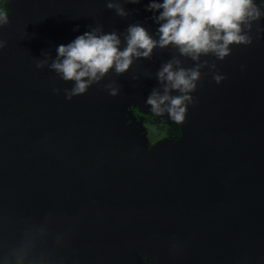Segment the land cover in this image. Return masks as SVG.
Instances as JSON below:
<instances>
[{
	"label": "water",
	"instance_id": "water-1",
	"mask_svg": "<svg viewBox=\"0 0 264 264\" xmlns=\"http://www.w3.org/2000/svg\"><path fill=\"white\" fill-rule=\"evenodd\" d=\"M107 2L0 0V264H264V16L251 44L201 56L215 73L177 124L146 105L163 63L194 67L172 46L71 100L73 82L36 68L95 27L159 39L151 0H121L124 18ZM146 124L165 135L152 143Z\"/></svg>",
	"mask_w": 264,
	"mask_h": 264
},
{
	"label": "clouds",
	"instance_id": "clouds-1",
	"mask_svg": "<svg viewBox=\"0 0 264 264\" xmlns=\"http://www.w3.org/2000/svg\"><path fill=\"white\" fill-rule=\"evenodd\" d=\"M139 2L123 0L124 4ZM106 8L121 18L130 14L125 11L121 0H108ZM145 10L153 13L151 19L159 25L156 33L159 39H154L139 24L129 25L119 35L95 27L71 43L59 45L56 58L50 64L49 54L42 53L45 58L37 62L36 68L47 66L62 81L73 82L70 90H64L66 99L71 100L99 84L110 70L117 76L122 75L134 61L150 60L154 49L172 46L180 57L193 61L194 67L185 68L176 57L163 63L156 73L159 88L152 90L146 105L155 116L167 115L175 123L182 124L189 105L194 103L191 94L201 80V70L210 68L215 73L216 65L201 62V56L211 55L223 61L230 55L231 45L251 44V37L245 29L251 27V21L260 18L261 12L253 0H163L162 3L151 0ZM8 15L4 8H0V28L9 24ZM121 37L125 45L123 50ZM5 43L0 40V49ZM212 78L216 84L225 79L219 74H213ZM104 89L112 97L119 93V88L111 83L104 85ZM54 92L58 93L59 89Z\"/></svg>",
	"mask_w": 264,
	"mask_h": 264
},
{
	"label": "flooded vegetation",
	"instance_id": "flooded-vegetation-1",
	"mask_svg": "<svg viewBox=\"0 0 264 264\" xmlns=\"http://www.w3.org/2000/svg\"><path fill=\"white\" fill-rule=\"evenodd\" d=\"M256 5H257L259 11L261 12V16H260V17L264 16V0H257V4H256ZM159 126H160V127H159ZM145 127H146L147 132H148V138H150L151 127H153L154 129H157V128H161V127H164V126H162V125H151V124H146ZM164 129H166V128L164 127ZM164 132H165V130H164ZM165 133H166V132H165ZM162 137H163V136L157 138L156 140H158V139H160V138H162ZM149 140H150V139H149ZM156 140L152 141V143L155 142Z\"/></svg>",
	"mask_w": 264,
	"mask_h": 264
},
{
	"label": "trees",
	"instance_id": "trees-1",
	"mask_svg": "<svg viewBox=\"0 0 264 264\" xmlns=\"http://www.w3.org/2000/svg\"><path fill=\"white\" fill-rule=\"evenodd\" d=\"M164 130H165L164 127L157 128V129H154L153 127H151V134H150V138H149L150 141L152 142V141L156 140L157 138L164 136L165 135Z\"/></svg>",
	"mask_w": 264,
	"mask_h": 264
}]
</instances>
